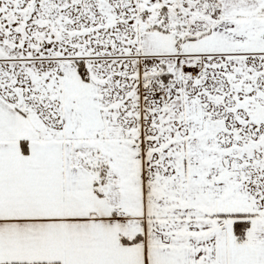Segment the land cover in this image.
I'll list each match as a JSON object with an SVG mask.
<instances>
[{"label":"snow or ice","instance_id":"obj_1","mask_svg":"<svg viewBox=\"0 0 264 264\" xmlns=\"http://www.w3.org/2000/svg\"><path fill=\"white\" fill-rule=\"evenodd\" d=\"M0 264H264V0H0Z\"/></svg>","mask_w":264,"mask_h":264}]
</instances>
